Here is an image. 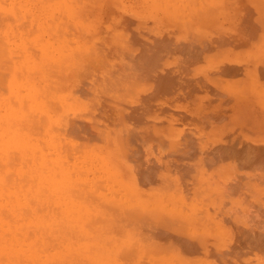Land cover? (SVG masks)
<instances>
[{"label": "rangeland", "instance_id": "374dc122", "mask_svg": "<svg viewBox=\"0 0 264 264\" xmlns=\"http://www.w3.org/2000/svg\"><path fill=\"white\" fill-rule=\"evenodd\" d=\"M9 6L0 264H264V0Z\"/></svg>", "mask_w": 264, "mask_h": 264}, {"label": "bare ground", "instance_id": "6f19581e", "mask_svg": "<svg viewBox=\"0 0 264 264\" xmlns=\"http://www.w3.org/2000/svg\"><path fill=\"white\" fill-rule=\"evenodd\" d=\"M22 4V3H21ZM8 5V4H7ZM160 5V4H159ZM8 7V6H7ZM5 8V7H4ZM7 11L8 12V14H9V17L11 16L12 18H13V24L11 25V23H7L6 22V20H4V16H2V15H0V22H1V24H3V23H7V24H9V25H11V26H13L12 27V30H13V32H12V34L10 35V36H15L14 34H19V33H16V31L18 30L17 28H16V26H22V28H23V26L24 25H26L25 24V21L23 20V18L20 16V14L18 13V11H15V9L13 8V7H11V6H9V8H6V9H1L0 8V11ZM34 13V12H33ZM5 16H7L6 14H5ZM33 16V15H32ZM8 17V16H7ZM10 17V18H11ZM33 17H35V16H33ZM37 17V16H36ZM129 17V16H128ZM34 21H36V20H34ZM35 23V22H34ZM6 24V25H7ZM35 25V24H34ZM39 28V27H38ZM41 28H42V26H41ZM32 29H33V27H32ZM1 35L3 34V35H6L5 33H3V32H1L0 33ZM4 37V36H3ZM171 43V42H170ZM21 54V53H20ZM36 67V66H35ZM223 67V66H222ZM225 67V66H224ZM34 68V67H33ZM20 70V69H19ZM56 70V69H55ZM34 70H30V68H29V70H28V73H31L33 76H36L37 74L36 73H34L33 72ZM251 71V70H250ZM25 72V71H24ZM27 73V80H26V84L27 83H30V85L31 86H37V85H35V84H33L32 82H33V80L34 79H32L31 78V76L29 75ZM49 73V72H48ZM7 74V73H6ZM216 74H218V73H216ZM214 75V74H213ZM218 76V75H217ZM216 76V77H217ZM56 80V79H55ZM172 81V80H171ZM38 82V81H37ZM184 82V81H183ZM208 84H209V82H208ZM220 84V83H219ZM214 85V84H213ZM6 90V89H5ZM41 93H42V91H41ZM28 101V100H27ZM28 103L29 104H32V100L31 99H29V101H28ZM40 113H41V111H40ZM37 116L38 115H36V118H37ZM30 117H31V115H30ZM32 118V117H31ZM35 119V118H34ZM35 120H37V119H35ZM59 120V119H58ZM34 121V120H33ZM35 122V121H34ZM38 127H39V125H38ZM126 127V126H125ZM82 129V128H81ZM75 131V130H74ZM86 131V130H85ZM171 131V130H170ZM100 132V131H99ZM54 133V132H53ZM69 133V132H68ZM86 133V132H85ZM32 134V133H31ZM75 134V133H74ZM171 135V134H170ZM29 137V136H28ZM186 139V138H185ZM76 140V139H75ZM176 140H178V139H176ZM63 141V140H62ZM61 141V142H62ZM187 141V140H186ZM191 141V140H190ZM64 142V141H63ZM109 142V141H108ZM179 142V141H178ZM63 144V143H62ZM87 144V143H86ZM181 144V143H180ZM78 145H80V144H78ZM179 145V144H178ZM190 145V144H189ZM81 146V145H80ZM181 146V145H180ZM219 146V145H218ZM28 147H30V146H28ZM31 148V147H30ZM62 148V147H61ZM77 148V147H76ZM125 148V147H124ZM124 148H122L123 150H124ZM80 150H81V148H79ZM78 149V150H79ZM121 149V148H120ZM178 150V149H177ZM185 151V150H184ZM246 151V150H245ZM59 152L61 153V151H58V154H59ZM123 152V151H122ZM121 152V153H122ZM127 152H129V151H127ZM177 152V151H176ZM200 152V151H199ZM188 153V152H187ZM57 154V153H56ZM87 154V153H86ZM184 154V153H183ZM250 154V153H249ZM64 155H66V154H64ZM75 155V154H74ZM245 155V154H244ZM52 156H53V154H52ZM191 157V156H190ZM244 157V156H243ZM71 158V157H70ZM261 158V157H260ZM198 159V158H197ZM206 159V158H205ZM251 159H253V158H251ZM61 160V159H60ZM178 160V159H177ZM184 160V159H183ZM202 160H204V159H202ZM201 160V161H202ZM262 160V159H261ZM260 160V161H261ZM242 161V160H241ZM244 161V160H243ZM205 162V161H204ZM252 162V161H251ZM262 163V162H261ZM54 164V161H52V166H54L53 165ZM58 164V163H57ZM178 164V163H177ZM258 164V163H257ZM248 165V164H247ZM252 165H254L253 163H252ZM256 165V164H255ZM261 165V164H260ZM257 166V165H256ZM259 166V165H258ZM182 167V166H181ZM192 167V166H191ZM255 167V166H254ZM264 167V166H263ZM55 168H57V167H55ZM93 168V167H92ZM94 168H95V166H94ZM67 169V168H66ZM65 169V170H66ZM68 169H70V168H68ZM252 169V168H251ZM263 169V168H262ZM77 170V169H76ZM230 170V169H229ZM235 170V169H234ZM254 170V169H253ZM264 170V169H263ZM78 171V170H77ZM96 171V170H95ZM148 171V170H147ZM184 171V170H183ZM191 171V170H190ZM226 171V170H225ZM75 171H74V169H71L70 171H69V173L71 174V175H74L75 173H74ZM189 172V171H188ZM63 173V172H62ZM61 173V174H62ZM66 173V172H65ZM135 173V172H134ZM144 173V172H143ZM226 173V172H225ZM131 174V173H130ZM133 174V173H132ZM152 174V173H151ZM157 174V173H156ZM135 175H137L136 173H135ZM187 175V174H186ZM129 176V175H128ZM130 176H132V175H130ZM129 176V177H130ZM128 177V178H129ZM134 177V176H133ZM187 177V176H186ZM137 178V177H136ZM143 178V177H142ZM45 178H43V179H37V178H34V176L31 174V175H29L28 176V184L30 185V184H36V181L38 180V181H40V182H42V184H44V186L45 185H49L50 183H48V181L49 180H44ZM151 179V178H150ZM228 183V182H227ZM237 183H239V182H237ZM240 184V183H239ZM90 185V184H89ZM238 185V184H237ZM97 186V185H96ZM121 186V185H120ZM243 187V186H242ZM245 187V186H244ZM79 189H81V188H79ZM78 189V190H79ZM84 189V188H83ZM247 189V188H246ZM57 189L56 188H54V187H51V188H48V190L47 189H42V191L43 192H46V193H51L54 197H56L57 196V194H56V191ZM72 190H73V193H75L77 190H76V187H75V182H72ZM227 190V189H226ZM251 191V190H250ZM83 192V191H82ZM224 194V193H223ZM67 198V197H66ZM89 198V197H88ZM186 200V199H185ZM67 201V200H66ZM133 201V200H132ZM74 202V201H73ZM143 203V202H142ZM75 204V203H74ZM80 205H82V204H80ZM158 206H159V204H157ZM262 205V204H261ZM75 206V205H74ZM224 206H226V205H224ZM82 207V206H81ZM102 207V206H101ZM249 208V207H248ZM46 209V208H45ZM23 210H24V212L26 213V211L28 210V208L27 207H24L23 208ZM81 210H83L82 208H81ZM188 210V209H187ZM256 210V209H255ZM88 212V211H87ZM43 213V217H46L45 216V212H42ZM82 213H84V212H82ZM112 213V212H111ZM195 213V212H194ZM240 213V212H239ZM79 214H81V213H79ZM85 214V213H84ZM243 214V213H242ZM90 215V214H89ZM93 215V214H92ZM197 215V214H196ZM195 215V216H196ZM28 216V215H27ZM83 216V215H82ZM248 216V215H247ZM29 217V216H28ZM88 217V216H87ZM78 218H79V216H78ZM143 218H144V216H143ZM90 219H93L92 217H90ZM145 220H147V219H145ZM137 221V220H136ZM175 221V220H174ZM264 221V220H263ZM87 222H91V221H87ZM170 222V221H169ZM251 222V221H250ZM262 222V221H261ZM94 223V222H93ZM146 223V222H145ZM174 223V222H173ZM172 223V224H173ZM89 224V223H88ZM109 224V223H108ZM249 224V223H248ZM179 225V224H178ZM110 226H112V225H110ZM257 226V225H256ZM180 227V226H179ZM214 227V226H213ZM173 229V228H172ZM183 229V228H182ZM72 230V229H71ZM112 230H114L113 228H112ZM167 230V229H166ZM165 230V231H166ZM176 230V229H175ZM125 231V230H124ZM144 231H145V229H144ZM168 231V230H167ZM25 232H27V230H25ZM110 232V231H109ZM172 232H174L173 230H172ZM145 233V232H144ZM152 233V232H151ZM176 233V232H175ZM182 233V232H181ZM211 233V232H210ZM179 234V233H178ZM205 234V233H204ZM254 234V233H253ZM174 235V237L176 238V239H178V241L181 243L182 242V248L186 245L185 244V242L183 243V241H181V239L180 238H178L177 237V234H176V236H175V234H173ZM205 235H207V234H205ZM108 236V235H107ZM211 236V235H210ZM16 237V236H15ZM186 237V236H185ZM202 237H203V235H202ZM206 238H207V236H205ZM130 238V237H129ZM139 238V237H138ZM173 238V237H172ZM172 238H171V240H172ZM174 238V239H175ZM188 238V237H187ZM173 240L174 241V243H175V245H176V248H177V245L179 246V244L180 243H178L177 242V240ZM186 239V238H185ZM143 240V239H142ZM182 240H184V239H182ZM256 240V239H255ZM172 241V242H173ZM185 241H189V240H185ZM202 241V240H201ZM177 242V243H176ZM205 242V241H204ZM187 243V245H189L188 243L189 242H186ZM199 244V243H198ZM252 244V243H251ZM185 246V248L187 247V249L189 250V248H188V246ZM202 246L204 245L203 243L201 244ZM190 247V246H189ZM92 248V247H91ZM180 248V247H179ZM192 248H194V247H192ZM190 249H191V247H190ZM12 254V253H11ZM203 254V253H202ZM232 256V255H231ZM198 258V257H197ZM14 260V259H13ZM24 262V261H23ZM26 262V261H25ZM22 263V262H21ZM20 263V264H21ZM108 264V263H107Z\"/></svg>", "mask_w": 264, "mask_h": 264}]
</instances>
